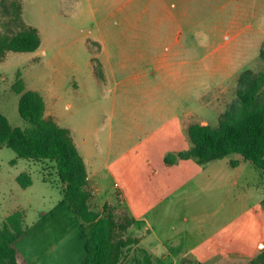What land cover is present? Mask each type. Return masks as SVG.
I'll use <instances>...</instances> for the list:
<instances>
[{
    "label": "rangeland",
    "instance_id": "rangeland-1",
    "mask_svg": "<svg viewBox=\"0 0 264 264\" xmlns=\"http://www.w3.org/2000/svg\"><path fill=\"white\" fill-rule=\"evenodd\" d=\"M4 2L6 5L0 0L1 32L11 35L24 26L36 27L41 46L31 52L8 51L0 60V112L13 126L29 125L20 114V94L13 87L20 72L27 89L39 91L58 123L71 130L85 157L92 183H98L97 196L90 186L91 206L100 213L110 210L117 221H125L130 214L118 197L106 202L109 210L104 209L103 200L113 192L115 183L106 168L108 157L117 151L109 152L108 132L127 94L136 100L137 74L150 72L155 75L153 78L159 77L161 103L173 106L177 96L169 83L175 76L164 78L169 76V59L174 63L173 70L181 67L183 71L186 66L192 75L187 82L184 106H191L192 121L202 124L217 125L238 102L240 77L246 69L262 76L259 78L264 90V31L257 28L258 19L243 20L242 16V24L233 28L231 25L235 4L249 3V10L255 6L252 12L256 10L260 18L264 15L261 0H19L21 15L14 3L18 0ZM251 21L254 28L248 25ZM179 32L183 41L191 42L190 47H169L170 40L174 41ZM228 35L233 36L230 41ZM177 48L182 49L181 53L174 55ZM152 55L159 56V62H150ZM180 59H187V63L181 64ZM221 62L223 67L219 69ZM104 65L108 78L102 82ZM261 103L264 104V98ZM240 158L233 153L213 161L212 166ZM242 166L246 172L257 169L258 175L264 176V170L250 161ZM24 171L34 181L29 189L17 181ZM44 172L48 173L41 162L20 157L10 147H0V228L10 214L21 209L27 214L25 230L29 227V236L18 246L22 250L27 247V251L30 248L41 257L30 264H72L85 256L86 239L76 226L77 219L61 217L59 210L63 205L56 206L41 220L37 210L62 198L56 185L59 183L44 181ZM50 177L56 179L55 175ZM261 185L264 186L263 182ZM231 188L228 201L236 189ZM254 199L249 201L252 206ZM47 220H56L51 232L42 229ZM129 231L130 228L128 235ZM263 249L264 246L260 252ZM18 263L21 264L19 259ZM120 264H135L133 252H128ZM181 264L199 263L184 258Z\"/></svg>",
    "mask_w": 264,
    "mask_h": 264
},
{
    "label": "crops",
    "instance_id": "crops-1",
    "mask_svg": "<svg viewBox=\"0 0 264 264\" xmlns=\"http://www.w3.org/2000/svg\"><path fill=\"white\" fill-rule=\"evenodd\" d=\"M261 1L264 9V0ZM252 9L249 10V3L235 4L232 8V28L243 23V16V20L258 19L257 28L264 31L263 13L258 18V13L256 10L252 12ZM248 25L255 27L252 21ZM232 38L227 36L228 41ZM170 41V48L191 46V42L181 39L180 32L176 33L174 41ZM104 49L103 45L102 51ZM181 50L177 48L173 54L178 55ZM148 60L157 63L160 57L152 55ZM179 62L186 64L187 59H180ZM172 64L169 59V76L164 78L168 80L175 76L176 79L175 83V79L169 83L177 96L173 99V106L161 103L162 84L159 77L153 78L154 74L141 71L135 77L136 100L127 94V100L117 108L118 118L108 132L109 152L117 151L109 155L106 167L115 179L114 190L103 200V204L121 198L134 220L130 235L138 237L140 246L160 264H181L184 258L199 264L252 260L264 246L263 174L258 175L257 169L246 172L242 166L246 161L233 166L230 160V164L221 162V166L217 167H213L212 162L219 159L199 163L194 158H181L172 165L165 161L167 153L190 147L187 127L193 122L191 106H184L187 82L192 73L186 66L183 71L181 67L173 70ZM218 65L221 69L223 62ZM103 67L102 82H105L108 73L105 65ZM75 85L79 84L75 81ZM120 95L123 97L124 94ZM116 102L114 99L115 108ZM46 116L54 117L47 107ZM128 143L129 147L126 146ZM88 178L97 196L98 183H92L89 173ZM33 185L34 181L27 189ZM231 187L236 189L232 200L228 201L226 197L231 196ZM252 198H255L253 206L249 202ZM64 201L62 196L37 210L41 220L56 206L63 205L59 210L63 216H60L65 220L71 216L77 219L76 226L81 231L82 220L76 218ZM54 221L47 220L42 229L51 232ZM28 228L15 243L21 264L35 263L41 258L32 249L27 251V247L24 250L21 246L22 250L18 246L24 237L29 236ZM62 235L65 237L66 234ZM80 261L77 259L72 264H80Z\"/></svg>",
    "mask_w": 264,
    "mask_h": 264
},
{
    "label": "trees",
    "instance_id": "trees-1",
    "mask_svg": "<svg viewBox=\"0 0 264 264\" xmlns=\"http://www.w3.org/2000/svg\"><path fill=\"white\" fill-rule=\"evenodd\" d=\"M2 0V5H6ZM19 15L22 5L14 2ZM41 45L38 29L24 26L15 33L3 34L0 30V60L8 51L31 52ZM261 75L246 69L240 77L238 102L225 113L217 125L192 122L187 127L190 147L165 156L168 165L178 159L194 158L199 163L222 159L237 153L240 159L231 160L237 166L241 161H250L257 168L264 169V90H261ZM259 78V79H258ZM20 94V114L29 123L25 128L13 126L0 112V147L7 146L20 157L42 163V179L58 182V187L70 210L81 220V232L86 239V253L80 264H120L128 252H133L135 264H160L142 246L140 239L127 232L134 220L131 215L125 221H117L105 204L107 213H100L92 206L88 171L71 130L58 123L52 116H46L43 95L27 89L18 73L13 85ZM50 175H55L53 180ZM18 183L29 187L33 178L29 172L17 177ZM264 204V200H263ZM25 212L21 209L10 214L0 228V264H19L15 242L25 232ZM126 234V235H125ZM134 246V247H133ZM264 263V249L250 261V264Z\"/></svg>",
    "mask_w": 264,
    "mask_h": 264
}]
</instances>
